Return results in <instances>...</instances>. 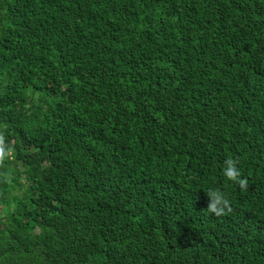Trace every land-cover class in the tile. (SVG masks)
Segmentation results:
<instances>
[{
    "label": "trees",
    "instance_id": "obj_1",
    "mask_svg": "<svg viewBox=\"0 0 264 264\" xmlns=\"http://www.w3.org/2000/svg\"><path fill=\"white\" fill-rule=\"evenodd\" d=\"M0 264H264V0H0Z\"/></svg>",
    "mask_w": 264,
    "mask_h": 264
}]
</instances>
